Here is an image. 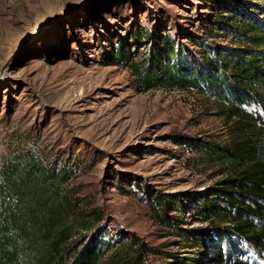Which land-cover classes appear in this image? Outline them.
<instances>
[{
	"label": "rangeland",
	"instance_id": "374dc122",
	"mask_svg": "<svg viewBox=\"0 0 264 264\" xmlns=\"http://www.w3.org/2000/svg\"><path fill=\"white\" fill-rule=\"evenodd\" d=\"M217 1L225 0H0V169L29 150L47 163L73 165L70 198L103 215L102 240L135 235L146 264H184L186 256L198 264H264V252L235 235L227 219L207 217L202 205L206 197L219 201L214 189L228 175L200 149L232 139L214 97L144 89L117 58L144 57L153 46L143 35L149 30L154 41L169 36L187 64L199 51L193 37L240 45L226 20L208 33ZM230 1L263 20L250 4L264 8V0ZM242 107L263 114L258 105ZM158 195L168 201L163 219ZM214 226L225 231L224 243ZM184 230L207 232L206 246H193Z\"/></svg>",
	"mask_w": 264,
	"mask_h": 264
},
{
	"label": "trees",
	"instance_id": "16d2710c",
	"mask_svg": "<svg viewBox=\"0 0 264 264\" xmlns=\"http://www.w3.org/2000/svg\"><path fill=\"white\" fill-rule=\"evenodd\" d=\"M250 5L264 14L258 2ZM241 6L238 11L230 0L217 1L207 14L213 22L208 33L217 34L220 21L226 20L240 45L222 46L203 36L193 37L199 51H191V64H187L183 49H175L169 36L154 41L149 30L143 35L153 46L144 57L132 59L118 52L117 58L123 59L144 89H191L214 97L221 115L231 121L232 139L225 145H200L228 174L214 189L219 201L206 197L202 205L207 217L227 219L235 235L264 252V17L258 19ZM245 103L258 105L263 114L244 109ZM74 176L73 165L47 163L30 150L3 163L0 264H146L145 245L135 235L121 242L100 238L103 215L96 209H82L70 198L67 185ZM153 199L163 219L168 201L161 195ZM184 231L182 236L193 246L200 250L206 246L207 232ZM212 231L224 243L223 228L214 226ZM88 237L91 240L85 242ZM215 250L223 261L222 247ZM184 260L190 261L184 264L199 262L197 256Z\"/></svg>",
	"mask_w": 264,
	"mask_h": 264
},
{
	"label": "built area",
	"instance_id": "2783aa9c",
	"mask_svg": "<svg viewBox=\"0 0 264 264\" xmlns=\"http://www.w3.org/2000/svg\"><path fill=\"white\" fill-rule=\"evenodd\" d=\"M244 105V104H243Z\"/></svg>",
	"mask_w": 264,
	"mask_h": 264
}]
</instances>
